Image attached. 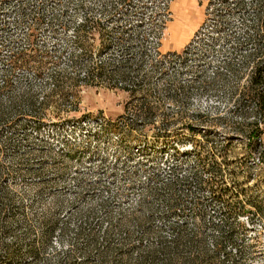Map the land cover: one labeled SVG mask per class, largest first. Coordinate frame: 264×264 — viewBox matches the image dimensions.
<instances>
[{"label": "rangeland", "instance_id": "obj_1", "mask_svg": "<svg viewBox=\"0 0 264 264\" xmlns=\"http://www.w3.org/2000/svg\"><path fill=\"white\" fill-rule=\"evenodd\" d=\"M68 1L81 0H62L61 4L58 0H29V18L43 12L47 19ZM103 1L108 10L100 16L93 14L102 19L98 22L105 25L104 32L83 28L84 22L97 26V20L85 21L75 8L74 15L69 12L70 21L63 17L65 28L44 26L29 35V22H20L19 6L24 0H0V78L12 52L31 49L16 64L12 77L17 79L15 88L36 94L40 103L35 110L46 117L37 129L28 115H21L22 126L15 127L19 128L15 136L22 141V151L35 150L39 155L46 146L43 139L61 148L65 138L81 150L72 155L63 174L67 198L76 189L73 178L77 174L89 181L126 185L132 178L145 180L153 172L167 177L173 164H179V172L186 174L202 159L222 168L219 185L228 188L230 203L239 213L244 205L247 209L264 200V161L258 153H248L240 139L232 143L225 139L229 129L225 121L232 110L231 88L213 79V71L234 55L232 42L225 43L232 37L229 34L239 36L248 29L243 25L244 13L228 11L219 0H171L165 10L156 9L160 11L156 17L165 21L160 56L150 49V42L142 41L143 48L138 40L137 59L130 63L128 21L123 16L126 8L109 11L114 1ZM244 1L249 4L251 0ZM247 11L252 12L249 6ZM144 12L135 27L151 39L153 18H149L150 9ZM39 63L41 69H33ZM119 64L127 67L120 72ZM23 107L28 109L27 104ZM196 140L198 149L193 151L190 145ZM36 158L32 165L39 166L41 159ZM136 197L132 194L130 200ZM241 223L248 228L245 240L259 256L255 264H264V212L253 223L246 217Z\"/></svg>", "mask_w": 264, "mask_h": 264}, {"label": "trees", "instance_id": "obj_2", "mask_svg": "<svg viewBox=\"0 0 264 264\" xmlns=\"http://www.w3.org/2000/svg\"><path fill=\"white\" fill-rule=\"evenodd\" d=\"M113 1L109 11L118 7L122 10L123 5L127 11L123 16L128 21L130 63L137 59L138 40L141 46L142 41L150 42V49L160 56L158 48L165 21L156 17L160 14L156 9L165 10L169 4L164 2L170 0ZM219 2L232 13H244L243 25L248 27L242 35L229 34L232 37L225 43L232 42L230 51L234 55L213 71L214 80L231 88L232 110L225 121L229 127L225 139L228 143L240 139L248 153H258L263 162L264 0H251L249 4L244 0ZM106 3L68 1L64 9L45 19L43 12L29 18L32 5L24 0L19 6L20 22H29V35L44 26L58 30L66 27L63 17L70 21L76 8L84 14L85 21L95 18L98 23V27L85 22L81 26L101 33L105 25L98 22L102 20L98 17L108 10ZM248 6L252 12L247 11ZM149 9V18L154 22L149 32L151 39L143 29L139 28V32L135 27L138 17L142 21V13ZM25 51L11 53L6 65L10 64L3 68L0 78V264H255L259 256L245 240L248 228L241 218L253 223L262 216L264 200L247 209L244 205L239 213L230 203L228 188L219 185L222 168L202 159L186 174L179 172V164H173L167 177L153 172L145 180L132 178L126 185H112L102 179L89 181L77 174L73 178L76 189L67 198L63 174L72 155L81 150H76L68 138L61 148H54L43 139L46 146L38 155L35 150L22 151V141L15 136L19 129L15 127L22 126L21 115H28L37 129L40 120L46 118L35 110L40 103L36 94L27 95L18 90L19 86L15 88L18 84L12 71L26 58ZM39 65L34 64L33 69H41ZM125 66L119 64L117 67L122 68L117 70L121 72ZM5 128L13 129L5 134ZM196 144L197 140L190 145L193 151L198 149ZM38 157L40 165H32ZM132 194L137 195L134 201L130 200Z\"/></svg>", "mask_w": 264, "mask_h": 264}, {"label": "built area", "instance_id": "obj_3", "mask_svg": "<svg viewBox=\"0 0 264 264\" xmlns=\"http://www.w3.org/2000/svg\"><path fill=\"white\" fill-rule=\"evenodd\" d=\"M170 1H171V0H170ZM170 1H169V2H170ZM169 2H164V3H166V4H169ZM164 3H163V2H161V5H164ZM165 9H166V8H165Z\"/></svg>", "mask_w": 264, "mask_h": 264}]
</instances>
